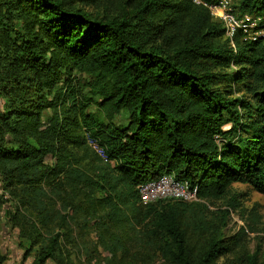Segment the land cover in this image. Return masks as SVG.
Here are the masks:
<instances>
[{
    "label": "trees",
    "instance_id": "trees-1",
    "mask_svg": "<svg viewBox=\"0 0 264 264\" xmlns=\"http://www.w3.org/2000/svg\"><path fill=\"white\" fill-rule=\"evenodd\" d=\"M110 1L0 0V185L40 226H55L31 264L62 254L71 223L83 229L97 211L107 226L147 221L172 264H212L221 238L190 257L187 202L140 207L137 187L170 174L206 204L233 184L264 195V39L238 31L231 44L203 5L213 0L88 10ZM235 8L264 22V0ZM80 142L106 161L92 149L96 166L83 168Z\"/></svg>",
    "mask_w": 264,
    "mask_h": 264
},
{
    "label": "rangeland",
    "instance_id": "rangeland-1",
    "mask_svg": "<svg viewBox=\"0 0 264 264\" xmlns=\"http://www.w3.org/2000/svg\"><path fill=\"white\" fill-rule=\"evenodd\" d=\"M117 3L118 0H113L100 8L89 6L88 10L99 15L115 14ZM104 6L108 8L102 10ZM1 105L0 99V108ZM74 150L83 168L96 166L89 144L80 142ZM0 195L4 196L2 203L0 201L2 264H31L47 237L56 231L55 226L51 223L40 226L34 211L20 207L15 197L1 185ZM233 200L236 201L235 208L229 207ZM187 207L186 241L192 259H197L216 237L221 238L218 244L222 254L212 264H247L250 257H255L258 262L264 259V195L246 185L233 184L222 199L207 204L187 203ZM139 212L141 217L142 212ZM100 215L97 211L83 229L81 222L71 223L77 226L68 232L75 237L74 244L67 243L63 236L62 254L43 264H172L157 252L146 232L147 221L107 226L100 222Z\"/></svg>",
    "mask_w": 264,
    "mask_h": 264
},
{
    "label": "built area",
    "instance_id": "built-area-1",
    "mask_svg": "<svg viewBox=\"0 0 264 264\" xmlns=\"http://www.w3.org/2000/svg\"><path fill=\"white\" fill-rule=\"evenodd\" d=\"M200 4V0H193ZM213 18L219 19L225 30V37L232 44L236 32L240 31L251 40L264 39V22L259 16L238 14L235 6L237 0H213L212 3H203ZM90 147L103 160L106 156L95 144ZM139 202L143 205L163 200H180L187 203H204L198 197L197 186H192L185 180H178L173 175L164 174L158 178L147 181L137 187Z\"/></svg>",
    "mask_w": 264,
    "mask_h": 264
}]
</instances>
